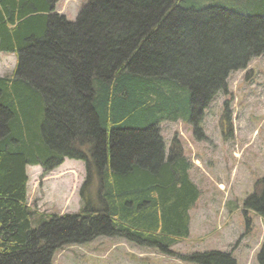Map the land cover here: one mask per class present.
Instances as JSON below:
<instances>
[{
  "label": "trees",
  "instance_id": "16d2710c",
  "mask_svg": "<svg viewBox=\"0 0 264 264\" xmlns=\"http://www.w3.org/2000/svg\"><path fill=\"white\" fill-rule=\"evenodd\" d=\"M59 1L0 0V52L17 60L0 76V264H53L99 237L176 255L201 192L161 123L202 137L233 73L264 56V0H90L74 22ZM67 159L85 164L82 210L39 215L27 167L49 174ZM254 190L245 211L264 218V177ZM180 258L237 264L221 251Z\"/></svg>",
  "mask_w": 264,
  "mask_h": 264
},
{
  "label": "rangeland",
  "instance_id": "374dc122",
  "mask_svg": "<svg viewBox=\"0 0 264 264\" xmlns=\"http://www.w3.org/2000/svg\"><path fill=\"white\" fill-rule=\"evenodd\" d=\"M89 1L60 0L56 12L74 22ZM4 55H0V73L11 76L16 56ZM227 86L228 93H219L205 112L202 137L197 138L190 123L182 120L161 123L165 147L170 149L172 140L179 139L191 162L190 178L201 192L189 212L190 236L172 246L176 255L116 237H99L58 250L53 264H192L180 256L208 251L232 253L237 264H260L264 219L246 212L244 201L264 177V56L251 61L246 70L234 72ZM27 175L28 205L39 215L82 210L80 191L87 176L83 162L67 159L49 174L41 166H29Z\"/></svg>",
  "mask_w": 264,
  "mask_h": 264
},
{
  "label": "crops",
  "instance_id": "0c3cea01",
  "mask_svg": "<svg viewBox=\"0 0 264 264\" xmlns=\"http://www.w3.org/2000/svg\"><path fill=\"white\" fill-rule=\"evenodd\" d=\"M0 55H4V54L0 52ZM0 76H6V73L5 72L4 73H0Z\"/></svg>",
  "mask_w": 264,
  "mask_h": 264
}]
</instances>
